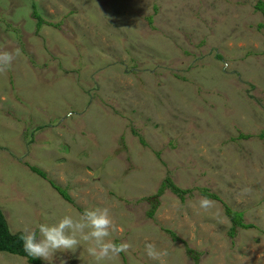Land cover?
Wrapping results in <instances>:
<instances>
[{
  "label": "rangeland",
  "instance_id": "374dc122",
  "mask_svg": "<svg viewBox=\"0 0 264 264\" xmlns=\"http://www.w3.org/2000/svg\"><path fill=\"white\" fill-rule=\"evenodd\" d=\"M260 2L0 0V50H19L0 74L10 232L39 238L40 224L107 207L109 239L131 247L105 264H158L146 243L167 251L165 264H264ZM168 179L190 192L182 201L166 189L155 205ZM202 190L221 201L201 210ZM225 206L254 227L231 235ZM0 264L29 263L0 253ZM43 264L97 262L82 242Z\"/></svg>",
  "mask_w": 264,
  "mask_h": 264
},
{
  "label": "clouds",
  "instance_id": "9594fccd",
  "mask_svg": "<svg viewBox=\"0 0 264 264\" xmlns=\"http://www.w3.org/2000/svg\"><path fill=\"white\" fill-rule=\"evenodd\" d=\"M19 50L14 52L0 50V74L6 73ZM252 192L250 187L242 189V194ZM214 201L208 197H201L198 207L207 211L214 206ZM114 221L107 207L86 209L82 214L73 217L63 215L54 224H40L38 226L39 238L35 231L25 229L20 234L24 253L33 260L52 261L58 252H74L83 242L87 244V253L94 258L97 264L113 261L120 253H127L131 245L126 242L114 243L109 239L111 232L115 231ZM145 253L158 264H165L166 250H158L153 243L145 244Z\"/></svg>",
  "mask_w": 264,
  "mask_h": 264
},
{
  "label": "trees",
  "instance_id": "16d2710c",
  "mask_svg": "<svg viewBox=\"0 0 264 264\" xmlns=\"http://www.w3.org/2000/svg\"><path fill=\"white\" fill-rule=\"evenodd\" d=\"M257 9L259 11H263L264 13V2H260L257 5ZM34 18L37 19V28H41L43 25V18L41 17V15L35 10L34 14H33ZM40 129V128H39ZM142 143L144 144V142L142 141ZM30 170L32 171V173L38 175L40 178L47 180V176L46 174L41 171L40 169L36 168V167H31L29 166ZM49 181V180H47ZM51 186L57 191V193H59L61 195V197L69 202V203H73L70 195L68 194L66 189H63L59 186H57L55 183L50 182ZM166 189L171 190V192L173 194H175L177 197H179L182 201L185 200V195L187 193H189L190 191L188 190H182L181 188H179L177 185H175L171 180H167L164 181L163 184L161 185L160 189L157 192V195L155 196V205L158 204V198L160 196L163 195L164 191ZM201 194L204 197H208L210 200H215V201H221V199L216 195V194H212L209 193V191L207 190H202ZM157 208V206L154 207V209L152 210V212L149 214L150 216H153V213L155 211V209ZM225 214L228 217V219L231 221L232 223V231H231V235L234 236L237 228H243V229H248V228H253L254 225H247L244 223L243 221V213L237 212L232 210L229 206H225ZM20 234H12L10 232L8 223L2 213V211L0 210V253H7V254H11V255H15L18 257H22V258H26L28 260L29 264H43L42 260H33L31 257H28L22 248V242L20 240Z\"/></svg>",
  "mask_w": 264,
  "mask_h": 264
}]
</instances>
